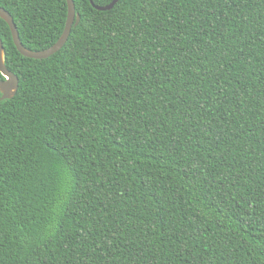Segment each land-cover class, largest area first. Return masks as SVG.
<instances>
[{
  "label": "trees",
  "instance_id": "obj_1",
  "mask_svg": "<svg viewBox=\"0 0 264 264\" xmlns=\"http://www.w3.org/2000/svg\"><path fill=\"white\" fill-rule=\"evenodd\" d=\"M73 2L0 18V264H264V0Z\"/></svg>",
  "mask_w": 264,
  "mask_h": 264
},
{
  "label": "water",
  "instance_id": "obj_2",
  "mask_svg": "<svg viewBox=\"0 0 264 264\" xmlns=\"http://www.w3.org/2000/svg\"><path fill=\"white\" fill-rule=\"evenodd\" d=\"M90 1L92 3V0ZM117 1L118 0H111V2H109L108 4L104 6L94 5V7L99 10H109L114 6V4ZM66 5H67V16H66L65 25H64L61 35L59 36L57 41L54 42L51 46L45 49H42V50H30V49H27L21 43L17 27L13 21L11 14L1 6H0V18H2L8 24L13 42L17 50L23 56L29 57V58H35V59H43V58H47L51 56L52 54H54L55 52H57L63 47V45L65 44L71 32L72 26H76L79 22L80 16L75 11V5H74L73 0H66ZM0 73L4 77V79H0V93H1L0 102H1L2 100L10 99L14 97V95L16 94L18 90V86H19V79L17 75L9 71L5 66L4 47L1 41V38H0Z\"/></svg>",
  "mask_w": 264,
  "mask_h": 264
}]
</instances>
